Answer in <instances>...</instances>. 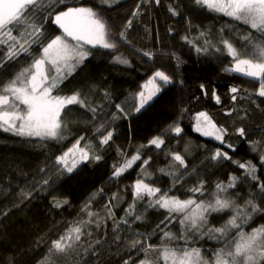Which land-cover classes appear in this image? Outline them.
Listing matches in <instances>:
<instances>
[{"label":"trees","instance_id":"1","mask_svg":"<svg viewBox=\"0 0 264 264\" xmlns=\"http://www.w3.org/2000/svg\"><path fill=\"white\" fill-rule=\"evenodd\" d=\"M68 4L100 9L117 30L132 18V12L140 4L141 15L133 19L128 36L136 48L152 51L156 55L149 60L133 51L130 45L122 44L119 51L131 62V66H125L114 63L111 52L92 49V55L60 86L61 94L70 95L76 90L84 93L92 91V99L102 102L101 97L106 90L114 104H122L128 110V117L111 122L113 140L99 151L103 157L101 160L81 163L73 173H65L46 191L34 192L30 199L22 200L19 189L29 183L41 166L47 163L49 173H53L51 165L56 156L67 151L81 136L85 138L81 146L89 139L98 145L89 123L91 113L75 105L69 106L75 111L67 118L65 138L60 142L29 141L0 131V264H9V261L13 264H38L48 254L53 240L69 231L79 219H87L81 209L94 195L96 198L90 209L102 214L104 205L113 193L124 194V203L114 209L117 219L124 216V208L132 199L130 186L138 178L141 161H137L122 176L113 177V165L122 160L117 149L127 152L130 157L137 148L147 145L157 135L164 134L165 144L161 149H155L154 146L141 149L142 160L151 156L147 170L153 173L152 183L162 190L171 187V178L158 171L168 167L171 157L166 152L169 150L184 154L188 168L197 170L196 175L186 176L173 188L172 194L181 199L192 195L187 189L194 186L197 180L204 181L208 189L205 194L207 197L217 182H227L230 175L241 177L232 190L238 193L239 203L248 197L250 191H257L253 182L243 178L244 170L236 164L210 159L216 149L227 151L233 160L251 161L257 167V175L264 181V164L260 162L259 152H253L249 144L250 141H259L264 146V98L255 95L258 82L239 73L225 71L231 63L227 55L197 53L194 47L182 39L186 35L190 39L195 38L201 31H209L216 38L223 28L224 35L230 36L239 47L240 41L235 30L250 31L246 25L210 12L196 5L194 0H161L159 5L154 0L147 4L142 0H124L110 7L101 5L100 0H68ZM169 4L178 7L180 15H171ZM64 7L60 6L61 9ZM44 27L46 38L61 34L50 22ZM3 54L0 51V58ZM176 57H179V63ZM29 60L30 57L22 55L0 67V84L6 83ZM157 70L169 74L173 83L164 87L141 112H134L133 97ZM201 85H204L203 90ZM233 86L240 89L236 101L231 99L233 94L230 89ZM244 89H249L252 95L249 96ZM213 93L220 97L221 103H216ZM126 99L127 103H124ZM253 100L256 103H252ZM115 111V107L107 109L108 119ZM200 112H206L218 127L226 129L225 144L194 130V118ZM175 124L183 129L179 136L169 130ZM240 127L245 130L244 137L236 131ZM228 144L235 150L228 148ZM185 146L188 147L186 153ZM53 197L61 202L66 200L67 203L60 208L53 207ZM260 206L264 208V202ZM137 207L142 211L144 209L143 205ZM165 215L163 209H147L142 222L133 223L131 229L121 226L120 241H114L113 221L107 220L99 229L90 226L86 231H92V237L83 236L75 250L55 254L51 260L54 264H123L129 256L139 260L142 254L137 256L134 250H125L127 238L133 232H139L151 236L148 243L158 244L162 233L157 225L165 227V224H161ZM228 215L213 213L209 217V224L219 227ZM260 225H264V212L257 213L244 229L251 231ZM167 228L179 235V223H167ZM96 239H101V243L95 244ZM179 245L183 247V241H179ZM189 246L199 247L203 254L210 255L220 244L207 237L200 239L190 234Z\"/></svg>","mask_w":264,"mask_h":264},{"label":"snow or ice","instance_id":"2","mask_svg":"<svg viewBox=\"0 0 264 264\" xmlns=\"http://www.w3.org/2000/svg\"><path fill=\"white\" fill-rule=\"evenodd\" d=\"M142 2L147 4L152 0ZM154 2L159 5L161 0ZM194 3L246 25L250 31L235 30V35L240 41L239 47L230 36L224 35L223 28L216 38H213L209 31H201L195 38L190 39L186 35L182 39L194 47L197 53L214 52L230 57V67L225 71L239 73L258 82L255 95L264 98V0H194ZM100 4L111 6L110 0H100ZM61 5L65 7L61 9ZM168 11L173 16L180 15L178 7L172 4H169ZM140 15V4H137L132 18L117 30L96 7L69 5L68 0H0V51L4 52L0 58V67L22 55L30 57L25 67L6 83L0 84V131L27 138L29 141L60 142L65 138L67 118L75 111L69 106L75 105L91 113L89 123L92 125L93 136L98 141L96 145L89 139L81 146V141L85 140L81 136L67 151L56 156L51 165L53 173H49L47 163L41 166L29 183L19 189L22 200L32 198L34 192L46 191L56 179L65 173H73L81 163L103 158L99 151L113 140L114 130L111 129V122L126 119L128 110L122 104H114L106 90L101 97L102 102H98L92 99V91L84 93L76 90L70 95H63L60 86L92 55V49L95 48L111 52L112 61L125 66H131V62L119 51L122 44L130 45L133 51L149 60L153 59L156 53L136 48L128 36L133 19ZM48 22L55 25L61 34L46 38L44 25ZM252 30L257 35H254ZM176 59L179 63V57ZM172 83L173 79L169 74L162 70L155 71L142 85V90L133 97L134 112H141L164 87ZM201 89H204V85H201ZM239 91L238 87H231L233 101L237 100L236 94ZM244 91L249 96L252 95L249 89ZM213 95L216 103H221L220 97L215 93ZM124 103H127V99ZM252 103L256 101L253 100ZM110 107H115L116 111L112 112L111 118L108 119L107 109ZM227 114L231 115V112ZM194 119L195 131L221 144L226 143V129L218 127L206 112L196 114ZM169 130L176 136L183 131L179 124L170 126ZM236 131L241 137L246 135L243 127L237 128ZM164 144V134H161L150 139L147 145H141L130 157L127 152L118 148L117 152L122 160L113 165V177L122 176L137 161H141L138 178L130 186L132 199L124 208V216L117 219L114 211L124 203V194L113 193L104 205L102 214L90 209L92 201L96 198L94 195L81 209L87 219H79L69 231L53 240L48 254L38 264H54L51 260L53 255L75 250L83 236H93L92 231H86L88 227L99 229L107 220L113 221L114 241H120L121 226L131 229L133 223L142 222L144 213L149 208L163 209L166 213L161 221L165 227L157 225V229L162 233L160 241L158 244H151L148 243L150 235L133 232L127 238L125 250H134L137 256L142 254V258L134 260L129 256L123 264H264V225L254 227L251 231L244 229L257 213L264 212V208L260 206L261 202H264V181L257 175L256 165L251 161L233 160L227 151L216 149L210 159L236 164L244 170L243 178L253 182L257 191H250L248 197L239 203L238 193L232 190L236 188L241 177L230 175L227 182H217L207 197L205 194L208 189L204 181L197 180L194 186L187 189L192 195L181 199L172 194L173 188L186 176L197 174L195 168H188L185 155L178 151L166 152L171 161L167 168L158 171L172 180V185L167 190H162L151 182L153 173L147 170L151 156L142 160L141 149L151 146L161 149ZM249 144L253 152H259L260 162L264 164V146L259 141H250ZM226 146L235 150L230 144ZM187 151L188 147L185 146V153ZM100 191L103 192L102 189ZM53 201V207L56 208L67 203L66 200L61 202L56 197H53ZM138 205L144 206L143 211L138 209ZM213 213L229 215L223 224L216 227L209 224V217ZM167 223H179V235L168 229ZM190 234L199 236L200 239L207 237L214 240L220 247L214 250L212 258L209 259L202 254L201 248L189 246ZM179 241H183V247L179 245ZM100 243L101 239L95 240V244ZM92 254L95 255V252ZM9 264L13 262L9 261Z\"/></svg>","mask_w":264,"mask_h":264},{"label":"rangeland","instance_id":"3","mask_svg":"<svg viewBox=\"0 0 264 264\" xmlns=\"http://www.w3.org/2000/svg\"><path fill=\"white\" fill-rule=\"evenodd\" d=\"M122 1H124V0H110V4L111 5H113V4H117V3H119V2H122ZM71 43H75L74 41H70ZM197 132V131H196ZM197 133H199V132H197ZM200 134V133H199ZM209 138V137H208ZM211 138V137H210ZM211 139H213V138H211ZM213 140H215V139H213ZM216 141V140H215ZM202 254H203V252H202ZM205 257H207V258H209V259H211L212 258V254H210V255H206V254H203Z\"/></svg>","mask_w":264,"mask_h":264}]
</instances>
